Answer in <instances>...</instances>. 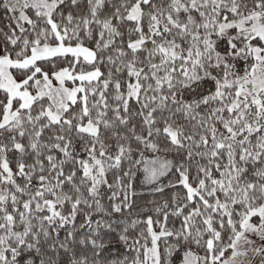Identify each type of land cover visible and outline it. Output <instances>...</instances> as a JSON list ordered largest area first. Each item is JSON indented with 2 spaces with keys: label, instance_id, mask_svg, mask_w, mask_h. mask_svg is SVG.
<instances>
[{
  "label": "snow or ice",
  "instance_id": "6c2138e0",
  "mask_svg": "<svg viewBox=\"0 0 264 264\" xmlns=\"http://www.w3.org/2000/svg\"><path fill=\"white\" fill-rule=\"evenodd\" d=\"M0 264H264V0H0Z\"/></svg>",
  "mask_w": 264,
  "mask_h": 264
}]
</instances>
